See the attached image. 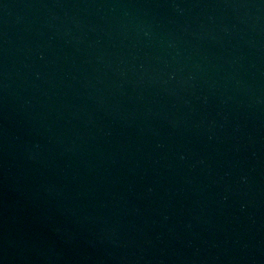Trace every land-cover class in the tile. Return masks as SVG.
I'll return each mask as SVG.
<instances>
[{"label":"water","instance_id":"water-1","mask_svg":"<svg viewBox=\"0 0 264 264\" xmlns=\"http://www.w3.org/2000/svg\"><path fill=\"white\" fill-rule=\"evenodd\" d=\"M0 264H264V0H0Z\"/></svg>","mask_w":264,"mask_h":264}]
</instances>
